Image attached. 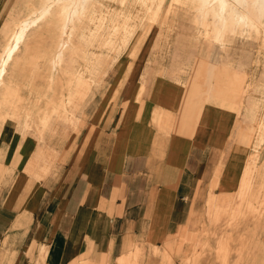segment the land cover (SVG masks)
<instances>
[{
    "label": "crops",
    "instance_id": "1",
    "mask_svg": "<svg viewBox=\"0 0 264 264\" xmlns=\"http://www.w3.org/2000/svg\"><path fill=\"white\" fill-rule=\"evenodd\" d=\"M26 9L0 0V65ZM158 26L56 134L22 108L42 106L59 53L42 48L58 40L27 30L0 88L19 108L0 120V264H117L168 246L208 200L264 192L263 57Z\"/></svg>",
    "mask_w": 264,
    "mask_h": 264
},
{
    "label": "rangeland",
    "instance_id": "2",
    "mask_svg": "<svg viewBox=\"0 0 264 264\" xmlns=\"http://www.w3.org/2000/svg\"><path fill=\"white\" fill-rule=\"evenodd\" d=\"M16 1L26 3L27 7L18 12L17 27L23 24H20L21 21L33 22L50 4L49 12L44 13L37 24L24 29L23 38L30 27L38 25V33L56 36L58 40L51 48L50 43H44L42 48L49 51L58 45L60 54L55 62L57 68L53 69L52 74L43 75V90L36 92L42 106L22 108L26 109L28 115H41L42 121L38 125L44 133L56 134L73 129L77 122L74 116L82 111L90 90L98 87L104 78L109 83L116 58L123 54L127 57L126 61L130 60L132 37L135 36L136 43L137 38L156 24L160 26L152 34L160 30L169 35H185L189 37L187 41H191V45L201 42L208 51L227 53L242 50L244 46L245 50L258 52L264 59V9L255 8V0H243L247 3L227 0L228 13H225L226 19H220L222 22L215 19L213 11L217 10L216 4L201 5L206 0H99V6L91 17L89 13L85 16L79 14L67 29L62 28L63 8L59 9L66 1ZM70 7L72 9L73 5ZM234 9L245 16V22L235 23L229 11ZM89 10L90 5L85 11ZM229 13L231 19L227 15ZM164 20H170V23H164ZM20 28L19 31L22 30ZM104 38L106 42H102ZM62 44L66 45L61 49ZM89 51L88 57L86 52ZM49 61L44 58L43 66H51ZM238 93L243 94L242 88ZM4 95L6 91L1 90L0 98ZM18 110L0 102V120L9 111ZM25 125L30 129L29 124ZM117 264H264V192H240L228 200H208L189 226L176 235L168 246L147 254L136 251L128 260Z\"/></svg>",
    "mask_w": 264,
    "mask_h": 264
},
{
    "label": "bare ground",
    "instance_id": "3",
    "mask_svg": "<svg viewBox=\"0 0 264 264\" xmlns=\"http://www.w3.org/2000/svg\"><path fill=\"white\" fill-rule=\"evenodd\" d=\"M51 1H53V0H51ZM50 1V2H51ZM62 1H66V3H64L63 5H61V7H59V9L60 8H63V11L61 12V14H62V16H63V19H64V23H63V29H67V27H68V25H69V23L75 18V17H77L79 14H84V16L86 15V13H89L90 14V17H91V15H93L95 12H96V9H97V7L99 6V0H57V3H60V2H62ZM236 1V0H235ZM238 1V0H237ZM243 3H247V2H244L243 0H241ZM240 1V2H241ZM48 2V1H47ZM69 2V3H68ZM205 2V1H204ZM239 2V1H238ZM238 2H236V3H238ZM250 2H251V0H250ZM254 2V1H253ZM253 2H252V5H253ZM43 3V2H42ZM46 3V2H45ZM45 3H44V6H46L45 5ZM231 3V2H230ZM249 3V2H248ZM193 4V3H192ZM212 5V4H216L217 5V10H214L213 12H215V19H219V20H217V21H220V22H222L221 20L222 19H226V17H225V13L227 12V6H229L228 5V1L227 0H206V3H204L203 4V2H202V4L201 5ZM241 4V3H240ZM50 5V4H49ZM48 5V6H49ZM71 5H73V8L71 9ZM89 5H90V7H91V10H89V12H87V11H85V10H87V8L89 7ZM98 5V6H97ZM101 5V4H100ZM206 5V6H207ZM238 6H239V3L237 4ZM47 6V8H45V7H43V6H41V8L43 7V8H45L43 11H41V14H39V15H37L36 16V18L34 19V21L33 22H26V21H22L20 24H22L21 26H19V27H21L20 29H22L21 31H18V32H16L14 35H13V37L11 38L12 39V42H11V44H10V46L8 47L7 46V50H6V52H5V56H4V58H3V62H2V64H1V66H0V88H1V81H2V78H3V76H4V74L6 73V68H7V65H8V62H9V60L12 58V56H13V54L18 50V48H19V46H20V44H21V42L23 41V35H24V29H26L27 27H29V26H31L32 24H37L38 22H39V20L40 19H42L43 18V16L45 15V14H47L48 12H49V10H48V7ZM102 6V5H101ZM193 6V5H192ZM196 7V6H195ZM236 7V6H235ZM246 7V6H245ZM254 7L255 8H257V9H259V10H262V9H264V0H255V2H254ZM36 8V7H35ZM34 8V9H35ZM42 8V9H43ZM169 8V7H168ZM211 8V7H210ZM214 8V7H213ZM90 9V8H89ZM252 9H253V7H252ZM41 10V9H40ZM54 10V9H53ZM58 11V10H57ZM229 11H231V14H233V20H235V23H241V22H243L244 20H245V16L244 15H242L241 13H239L238 11H236L235 9L234 10H229ZM255 11V10H254ZM259 12V11H258ZM264 12V11H263ZM35 13V12H34ZM45 13V14H44ZM209 13V12H208ZM228 13V12H227ZM249 13V12H248ZM198 14V13H197ZM231 14L229 13V14H227V15H230L228 18L229 19H231ZM253 15V14H252ZM55 16H56V13H55ZM201 16V15H200ZM262 16H263V14H262ZM257 17V16H256ZM62 18V17H61ZM81 19V18H80ZM221 19V20H220ZM228 19V20H229ZM246 19H247V17H246ZM251 19V18H250ZM255 19V18H254ZM258 19V18H257ZM61 20V19H60ZM256 20V19H255ZM255 20H252V21H255ZM260 20V19H259ZM80 21V20H79ZM225 21V20H224ZM232 21V20H231ZM247 21V20H246ZM234 22V21H233ZM232 22V23H233ZM245 22V21H244ZM61 23V22H60ZM224 23V22H223ZM230 23V22H229ZM73 24V23H72ZM214 24V23H213ZM215 24H216V22H215ZM220 24V23H219ZM234 24V23H233ZM59 25V24H58ZM226 25V24H225ZM249 25V24H248ZM62 26V25H61ZM217 26V25H216ZM229 26V25H228ZM251 26H253V25H251ZM244 27V26H243ZM231 28V27H230ZM237 28V27H236ZM257 29V28H256ZM62 30V29H61ZM72 30V29H71ZM235 30V29H234ZM232 31V30H231ZM236 32V31H235ZM234 32V33H235ZM70 33H71V31H70ZM129 33V32H128ZM232 33V32H231ZM257 34V33H256ZM69 35V34H68ZM221 36V35H220ZM10 39V40H11ZM65 45L66 44H62L61 45V49L63 48V47H65ZM58 57H60V54H58ZM54 67H55V65H54ZM67 74H69L68 72H66ZM67 77H68V75H67ZM67 79H69V78H67ZM67 82H68V80H67ZM85 95V94H84Z\"/></svg>",
    "mask_w": 264,
    "mask_h": 264
}]
</instances>
